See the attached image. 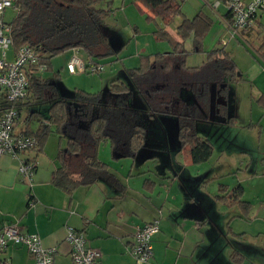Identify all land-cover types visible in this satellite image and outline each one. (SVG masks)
Here are the masks:
<instances>
[{
  "label": "crops",
  "instance_id": "obj_1",
  "mask_svg": "<svg viewBox=\"0 0 264 264\" xmlns=\"http://www.w3.org/2000/svg\"><path fill=\"white\" fill-rule=\"evenodd\" d=\"M180 1H219V5H225L227 0ZM198 12L205 14L202 9ZM226 14L225 5L216 16L228 40L219 39L217 47L205 51L222 48L240 71L236 82L213 86L210 91L213 102L220 107L219 113L230 116L217 123L238 134L234 135L235 143L227 141L222 149L231 158L235 152L238 163L227 168L234 179L219 182L216 192L213 191L218 208L206 195L201 196L204 202H198L183 185L179 173L149 165L157 161L158 153L147 150L145 158L139 157L146 144H160L166 138L155 128L146 127L144 145L132 157L115 156L108 143L98 148V159L107 165L119 186L99 180L70 194L55 188L52 173L59 165L58 150L65 148L60 140L49 142L47 138L40 154L30 151L24 155L36 164L30 184L21 179L16 159L0 158V227L17 225L22 233L38 235L43 247L56 249L53 264H73L70 246L65 241L67 227L84 234L87 247L100 252L102 264H137L127 249L137 227L154 220L158 221L159 230L151 239L152 264H264V41L251 45L259 57L249 56L239 46L237 37L250 39L254 26L232 35ZM259 14L253 21L255 25L264 19V9ZM242 97L248 100L247 107L242 104ZM137 109L142 118L147 117L145 105ZM214 122L210 119V123ZM150 129L152 137L147 138ZM149 137L151 142L147 143ZM201 138L213 147L209 138ZM185 151L189 153L187 147ZM193 173L190 175L196 177L197 173ZM136 175L142 179L139 187L133 181L130 183ZM216 176L203 175V187ZM233 189L240 192L237 198L219 200L229 197ZM4 261L34 264L23 246H8L0 251V264Z\"/></svg>",
  "mask_w": 264,
  "mask_h": 264
},
{
  "label": "trees",
  "instance_id": "obj_2",
  "mask_svg": "<svg viewBox=\"0 0 264 264\" xmlns=\"http://www.w3.org/2000/svg\"><path fill=\"white\" fill-rule=\"evenodd\" d=\"M102 1L105 0H14L16 17L8 24L12 48H32L37 64L44 71L51 69L52 57L67 50L80 49L87 55H100L101 48H109L102 26L109 11L99 7ZM136 4L148 13L149 19H158L164 26L181 14L180 0H136ZM225 20L231 23L228 12ZM211 24L205 14L198 12L192 19L182 17L176 36L165 27L157 28L153 33L155 39L168 41L172 50L154 55L153 61L142 57L137 68L126 70L132 89L112 81L105 94L75 89L69 97H63L57 87L58 73L43 79L37 76L36 67L30 69L29 95L19 109L44 105L46 109L29 111L22 132L37 138V148L30 150L36 155L52 132L66 140L65 148L58 150L59 165L52 173L51 183L55 188L70 194L99 180L119 186L107 165L98 159L97 152L102 143H108L115 156L132 157L143 147L147 128L141 111L133 106L134 94L145 105L147 120L163 116L176 123V138L182 147L189 149L193 164L199 165L210 158L212 144L196 133V122L200 120L196 112L207 110L213 86L239 79L236 65L222 48L202 51V40ZM188 38L197 53L205 54L200 66L185 65L183 44ZM183 94H190L191 101ZM34 118L38 126L36 131H30L28 125ZM239 193L233 189L229 197L219 200L226 202L237 198Z\"/></svg>",
  "mask_w": 264,
  "mask_h": 264
},
{
  "label": "rangeland",
  "instance_id": "obj_3",
  "mask_svg": "<svg viewBox=\"0 0 264 264\" xmlns=\"http://www.w3.org/2000/svg\"><path fill=\"white\" fill-rule=\"evenodd\" d=\"M135 1L136 0H105L99 4L100 8L109 11L107 17L102 21L103 33L108 42L109 48H101L99 50V52H101L100 55H87L83 50L78 49L77 56L86 64L97 63L102 65L103 70L101 72L94 74H68L66 71V63L73 55L74 51L67 50L52 57L51 69L49 71L39 72V75L37 76L43 79H50L53 77L54 73H58L59 78L57 81V87L60 95L63 97H69L75 89L89 93L101 92L102 94H105L112 81L121 82L128 88L132 89V84L126 74V70L137 68L140 65L142 57H149L150 61H153L154 55L168 53L172 50L168 41L155 39L153 34L154 31L157 28L165 27L170 34L176 36V27L181 22L182 17L192 19L201 9L209 16L212 22L209 31L202 40V51L205 53L206 48L211 49L214 47L219 39H223L225 42L228 40V34L216 16V13L225 8L223 3L219 5L218 8L212 9L210 5L215 1L211 2V4L209 2L204 4L200 1H198V3L191 1L183 2L181 4V14L176 16L167 26H164V24L158 19H149L148 13L140 10ZM260 12L261 11L257 13L258 16L260 15ZM15 17L16 10L13 6L4 10L3 21L6 24H10ZM251 26H254L251 38L237 37L239 40H237V42L241 48L247 51L249 56H255L257 54L251 45H253V43L264 41V19L256 25L252 23ZM183 49L185 51V56H183L184 62L187 67L200 66L205 60V54L203 52L197 53L194 50L191 38L184 41ZM7 58L8 60L13 58L12 46L7 52ZM245 59L246 58L244 57L243 60ZM244 64L245 63L243 62L241 65L244 67ZM238 72L240 73L239 70ZM186 95L188 99L186 98ZM209 95L211 98L209 96L207 110L199 109L197 112V108L195 110L197 117L200 118V120L196 122L197 135L199 137L206 136L213 142V152L207 162L199 165L191 164L189 153L185 151V147H182L178 138H176V123L174 121H169V119H166V117L163 116H156L152 120L143 118L145 127L155 128L159 134H165L166 138L160 144L152 143L147 146L145 143L146 145L142 150V154H138L140 158H145V156H147V150L151 151V154L153 152L158 153L157 161L150 163L149 165H160L165 167L167 169L165 171L167 172L171 171V173H179L183 185L187 187L190 193H194L193 197L197 199L198 202H204L201 196L206 195V197L210 199L211 204L218 208L219 203L214 195L217 190V185L219 182H231L234 179L233 175H228L227 168L231 163H235L236 161L238 163V156L235 152H233L234 155H232L231 158L227 157V154L224 153L222 149L227 141L234 142V135L238 134L232 129V132L230 133L217 123L220 120L229 119L230 116L229 114L221 115V113H219L220 107H217V104L213 102V92ZM183 97H185L188 102L191 101L190 94H183ZM0 102H2L1 98ZM242 104L246 107L248 106V100L245 97H242ZM133 106L135 108H141V106L144 107L141 98L137 94H134ZM36 109L43 112V110L46 109V106L28 108L23 106V108L20 109V117L16 123V131L26 129V115L29 111ZM210 119L215 121L214 124L210 123ZM37 126L38 122L34 118L30 120L28 129L34 131ZM150 130L151 131L148 133L149 135L147 134V138L152 134V129ZM49 136V142H58V140H60L63 146L66 145V140L64 138L60 139L54 132ZM150 137L147 140V143L151 142ZM103 144L105 143H102L101 145ZM109 155L111 156L110 152ZM195 170L197 171L194 172ZM192 173H197V176L190 175ZM206 173H216L217 178L208 181L205 184V187H203V175ZM132 181L133 185L135 184L137 187L142 184V179L137 175L130 179V183Z\"/></svg>",
  "mask_w": 264,
  "mask_h": 264
},
{
  "label": "built area",
  "instance_id": "obj_4",
  "mask_svg": "<svg viewBox=\"0 0 264 264\" xmlns=\"http://www.w3.org/2000/svg\"><path fill=\"white\" fill-rule=\"evenodd\" d=\"M13 1L0 0V158L9 156L16 159L21 179L30 184L36 164L24 155L37 148L38 141L33 135L23 134L22 130L16 131V123L20 117L19 106L25 103L28 97V72L33 67H36L38 73L44 71V68L37 64V55L29 46H21L16 50L12 48L13 58H7L12 42L9 26L3 21V12L13 6ZM219 4V1H215L211 4L212 9H216ZM225 5L231 16L229 29L232 35H237L239 31L252 25L257 13L264 9V0H227ZM73 51L66 63V71L69 74H94L103 70L100 64H86L77 56L78 50ZM158 230L157 220L135 230L127 251L137 264H152L151 239ZM65 241L70 246L73 264H102L100 252L87 247L82 232L67 227ZM8 246L25 247L34 264H53L56 249L43 247L38 235L22 233L17 225L0 227V251ZM2 264L9 263L4 261Z\"/></svg>",
  "mask_w": 264,
  "mask_h": 264
},
{
  "label": "flooded vegetation",
  "instance_id": "obj_5",
  "mask_svg": "<svg viewBox=\"0 0 264 264\" xmlns=\"http://www.w3.org/2000/svg\"><path fill=\"white\" fill-rule=\"evenodd\" d=\"M145 123V122H144Z\"/></svg>",
  "mask_w": 264,
  "mask_h": 264
}]
</instances>
